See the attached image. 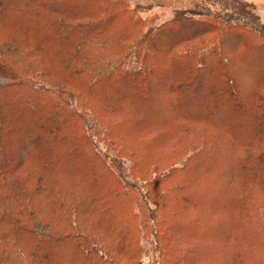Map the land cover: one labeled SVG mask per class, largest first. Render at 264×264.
<instances>
[{
    "label": "trees",
    "instance_id": "obj_1",
    "mask_svg": "<svg viewBox=\"0 0 264 264\" xmlns=\"http://www.w3.org/2000/svg\"><path fill=\"white\" fill-rule=\"evenodd\" d=\"M201 125L215 144L176 148ZM257 142L252 1L0 0V264H264Z\"/></svg>",
    "mask_w": 264,
    "mask_h": 264
},
{
    "label": "rangeland",
    "instance_id": "obj_2",
    "mask_svg": "<svg viewBox=\"0 0 264 264\" xmlns=\"http://www.w3.org/2000/svg\"><path fill=\"white\" fill-rule=\"evenodd\" d=\"M250 1H252L256 12L259 13L261 20L264 22V0H250ZM151 13H156L159 17L158 21L160 22V21H163L164 19H168L172 15V10L167 7H155ZM198 129H195L193 134L188 133L186 135L187 133L186 132L185 135L187 137L184 134L181 137H178L176 135V133L178 132L181 133L179 128L177 130H168V132H164L165 134L162 133L161 135L156 136L157 137L156 140L158 141L157 146L160 148H163L165 150L164 152L170 151L171 149L175 148V144L177 143V141L173 144H171L170 142L173 135L174 137L175 136L178 137L177 140H179L178 143L176 144V148H182V150H188V149L190 150V148L193 147L192 146L193 144L191 145V143H194L196 138L200 141L205 138L206 143L210 141L209 144L208 143L205 144L206 146L215 144L214 140L210 137V135L213 134L211 128L209 129L201 125V127L198 126ZM189 134L191 135L189 136ZM260 150H264V144H259V142H257V144L255 145V151H260ZM204 157H206V155ZM212 162L210 163L207 158H203V159H200V163H195L194 165H192L190 170H187V171L181 170V172H179L177 175L181 177L180 179H182V182L185 183V186H183L181 190L173 189L171 193H169L170 191L164 190L163 193L161 194L164 198L163 203L167 204V199L171 200V195L173 198H176L177 199L176 201L178 202L181 199L183 200V204H186L188 202L190 203L192 201L191 198L193 197L192 194L194 193L197 194L199 190V187H197V184H196L197 175L201 174V172L204 171L206 167L209 166V164L210 165L212 164L211 165L212 168H209V169L207 168L206 169L207 171L211 172V174H215V172L217 171V166H216L217 164L213 165L214 162L213 163ZM25 169H27V173H30L29 167ZM25 175L26 173L23 174V176ZM28 175L29 174H27V177ZM192 183L194 184L193 186H191ZM158 189L160 193L162 188L161 189L159 188V184H158ZM156 191L158 192V190ZM177 197H179V199ZM143 264H153V262L149 259V257H147L145 258Z\"/></svg>",
    "mask_w": 264,
    "mask_h": 264
}]
</instances>
